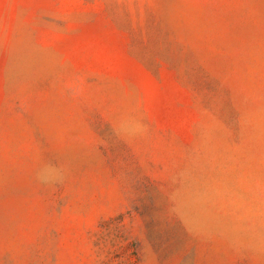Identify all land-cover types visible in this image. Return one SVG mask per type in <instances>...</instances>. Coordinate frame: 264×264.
<instances>
[{"label":"rangeland","instance_id":"1","mask_svg":"<svg viewBox=\"0 0 264 264\" xmlns=\"http://www.w3.org/2000/svg\"><path fill=\"white\" fill-rule=\"evenodd\" d=\"M0 264H264V0H0Z\"/></svg>","mask_w":264,"mask_h":264}]
</instances>
